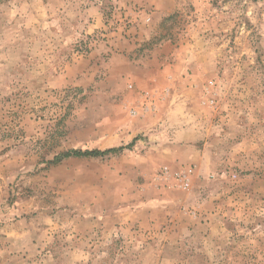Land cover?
Returning <instances> with one entry per match:
<instances>
[{"label": "rangeland", "instance_id": "1", "mask_svg": "<svg viewBox=\"0 0 264 264\" xmlns=\"http://www.w3.org/2000/svg\"><path fill=\"white\" fill-rule=\"evenodd\" d=\"M0 264H264V0H0Z\"/></svg>", "mask_w": 264, "mask_h": 264}, {"label": "trees", "instance_id": "2", "mask_svg": "<svg viewBox=\"0 0 264 264\" xmlns=\"http://www.w3.org/2000/svg\"><path fill=\"white\" fill-rule=\"evenodd\" d=\"M123 150V148L119 149H108L105 151H99V150H92V151H78V150H73V151H68L66 153L60 154L59 156H56L54 159V162H59L63 159H68V158H83V157H103L109 154H114L119 151Z\"/></svg>", "mask_w": 264, "mask_h": 264}]
</instances>
